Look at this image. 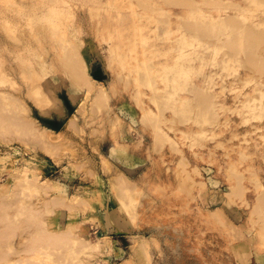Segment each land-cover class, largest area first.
Masks as SVG:
<instances>
[{"label":"rangeland","instance_id":"1","mask_svg":"<svg viewBox=\"0 0 264 264\" xmlns=\"http://www.w3.org/2000/svg\"><path fill=\"white\" fill-rule=\"evenodd\" d=\"M169 1L0 0V264H264V0Z\"/></svg>","mask_w":264,"mask_h":264},{"label":"bare ground","instance_id":"2","mask_svg":"<svg viewBox=\"0 0 264 264\" xmlns=\"http://www.w3.org/2000/svg\"><path fill=\"white\" fill-rule=\"evenodd\" d=\"M167 1H169V0H167ZM170 1H172V0H170ZM170 1H169V2H170ZM173 1H174V0H173ZM173 1H172V4H173ZM176 2H177V1H176ZM177 3H178V2H177ZM229 20H230V19H229ZM230 22H232V20H230ZM232 27H234V26H232ZM247 34H249V33H247ZM235 35H236V34H235ZM235 35L233 36V38H231L230 42H228L230 45H233V44H234V40L236 39V36H235ZM255 35H257V34L255 33ZM258 35H259V33H258ZM247 36H248V35H247ZM131 37H132V36H131ZM131 37H130V36H127V39H131ZM248 37H249V36H248ZM232 39H233V40H232ZM250 39H251V37H250ZM37 42H38V41H37ZM69 46H70V44H69ZM71 47H72V46H71ZM73 47H74V46H73ZM61 48L64 49L62 46H61ZM66 49H68V48H66ZM66 49H64V50H66ZM73 50H75V49H72L71 51L73 52ZM248 50H249V49H248ZM248 50H246L248 53H252V50H251V49H250L249 51H248ZM62 51H63V50H62ZM75 51H76V50H75ZM75 51H74V52H75ZM111 51H112V50H111ZM247 52H246V55H247ZM65 53H66V52H65ZM76 53H78V52H75V54L72 53V54H74V55H73L74 58H78V57H79V56H77V57L75 56ZM63 54H64V53H63ZM63 54H62V55H63ZM67 54H69V51L67 52ZM67 54H64V55L68 56ZM70 54H71V53H70ZM70 54H69V55H70ZM72 54H71V56H72ZM62 55H61V56H62ZM248 55H249V54H248ZM250 55H251V54H250ZM66 56H65V57L62 56V57H64V58L66 59ZM71 56H70V57H71ZM73 57H72V58H73ZM68 58H69V57H68ZM72 58H70V64H69V65L71 66L72 69H74V71L71 69V73H72V71H73V74H74V72H77V73H78L79 71H81V72H79V75H76L77 73L74 74L76 78H77V76H78V78H79V76H81V74L84 73L85 71H82L81 69L78 71L77 68H76V69L73 68L75 63H77V64L80 63V60H79V62H77L78 59H77V60L75 59V61H76V62H75V61H72V60H73ZM65 59H64V60H65ZM64 60H62V61L64 62ZM67 60H68V59H67ZM26 62H27V61H26ZM71 62H73V64H71ZM68 63H69V62L66 61V63H65V62L63 63V65H64V64H65V65H66V64L68 65ZM81 63H82V62H81ZM81 63H80L79 65H81ZM24 64H25V63H24ZM77 64H75V65H77ZM27 65H28V66H26V64H25L26 67L24 68L23 71H25V70H26V71H33V70H34L33 63H32V62L27 63ZM79 65H78V66H79ZM78 66H77V67H78ZM9 67H10V66H9ZM75 67H76V66H75ZM83 67H84V65H83ZM83 67H81V68L84 69ZM65 68H66V67H65ZM68 68H69V66H68ZM78 69H79V67H78ZM69 70H70V68L67 70V71H68L67 73H70ZM10 72H11V68H5V69H4V68L2 67V65L0 64V75H1V77H2V79L0 78V83H2V82H4V81H9V82L11 81V80H10ZM22 73H25V72H22ZM71 73H70V75H71V77L73 78L72 80L75 79L74 82L77 81V79H76L74 76H72L73 74H71ZM80 73H81V74H80ZM84 74H85V73H84ZM82 76H83V74H82ZM82 76H81V77H82ZM71 77L69 76L68 78H71ZM84 79H86V80H84L85 82L83 81V79L79 78V82L82 80L83 83H85L87 86H89V88H92V87H90V86L92 85V82H94V81H92V82L89 81V79H87V77H85ZM72 80H71V83L73 82ZM90 80H91V79H90ZM82 81H81V82H82ZM77 82H78V81H77ZM81 82H80V87H81ZM73 84H74L75 86H76V84L79 85V83H73ZM85 84H82V87H83ZM86 85H85V86H86ZM85 86H84V87H85ZM87 86H86V87H87ZM76 87H78V86H76ZM80 87H79V88H80ZM86 87H85V88H86ZM35 88H38V87H35ZM35 88H32L33 90L30 88L29 90H30V91H31V90L34 91ZM89 88H86V90H87V89L89 90ZM95 88H96V87H95ZM88 90H87V91H88ZM90 90H91V89H90ZM90 90H89V91H90ZM95 90H96V89H95ZM97 90L100 91V88L97 89ZM38 91H39V93H40V92H41V89H40V90L37 89V92H38ZM89 91H88V92H89ZM34 92H36V91H34ZM95 92H96V91H95ZM5 93H6L5 91L0 90V95L3 97V100L8 101V102H9V101H13V100L10 99V98H12V97L8 96L7 94L5 95ZM27 93H28V91H27ZM39 93H34V94H36V95L38 94V96H39ZM101 93H102L101 91H100V93L97 92V94H100V95H96V94H95V96H94L93 98L96 97V98H97V99L95 98L96 101H98V100L101 101V99H102L103 101H105L102 97H104V98L106 99L107 97L104 96L106 93L103 92L102 94H104V95H101ZM28 94L30 95V94H32V92H31V93L29 92ZM34 94H33V97H34ZM38 96H36L35 98H37ZM29 97H30V96H29ZM31 97H32V95H31ZM31 97H30V98H31ZM98 97H99V98H98ZM100 97H101V99H100ZM35 98H31L32 100H34L33 103H35V104H36L37 100H38L39 102H40L41 100H43V99H41L40 96H39V98H38L37 100H36ZM12 99H13V98H12ZM39 99H41V100H39ZM35 100H36V102H35ZM3 103H4V102H3ZM6 103H7V102H6ZM37 103H38V102H37ZM41 103H42V101H41ZM41 103H38V105L36 104L37 107L40 106ZM36 105H35V106H36ZM41 106H42V105H41ZM39 108H40V107H39ZM41 109H42V108H41ZM20 120H21V119H20ZM159 137H160V135H159ZM156 138H157V137H156ZM162 138H163V137H162ZM162 138H161V139H162ZM161 139H160V140H161ZM155 140H156V139H155ZM155 140H153V141H155ZM160 140H157V141L160 142ZM162 140H163V139H162ZM157 141L154 142V144H153L154 146H155V143H156ZM163 141H165V140H163ZM161 143H162V142H161ZM161 143H160V145H159V143L157 144V145L160 146V148H161ZM162 144H163V143H162ZM157 145H156V147H158ZM154 148H155V147H154ZM152 150H153V149H152ZM158 150H159V149H158ZM180 162L182 163V161H180ZM105 164H106V163H105ZM178 164H179V163H178ZM106 165H107V164H106ZM180 166H182V165H180ZM105 167H106V166H105ZM182 168H183V167H182ZM107 169L109 170V168H107ZM192 171H194V169H193ZM24 172H25V171H24ZM192 173H194V172H192ZM119 175H121V174H119ZM118 178H119V176H118ZM22 179H23V178H22ZM112 179H115V178H112ZM112 179H110V180H112ZM124 180H125V179H123L121 182H123ZM43 181H44V182H48V181H50V179H48V178H47V179H43ZM125 181H126V180H125ZM125 181H124V182H125ZM113 182H115V181L113 180ZM119 182H120V180H119ZM119 182H118V184H116V185L113 184V185L117 186V185H119ZM124 182H123V183H124ZM123 183H122V184H123ZM122 184H121V185H122ZM40 185H41V184H40ZM113 185H110V186L113 187ZM121 185H120V186H121ZM126 185H127V184H126ZM131 185H132V184H131ZM34 186H36V185H34ZM34 186H33V187H34ZM42 186H43L45 189L48 188V185H45V186H47V188H46L43 184H42ZM42 186H41V187H42ZM50 186H51V185H50ZM129 186H130V185H129ZM129 186H128V187H129ZM182 186H183V185H182ZM118 187H119V186H118ZM124 187H125V186L123 185L122 188H124ZM130 187H132V186H130ZM36 188H37V186H36ZM36 188H35V189H36ZM49 188H50V187H49ZM120 188H121V187H120ZM125 188L129 190V188H127V187H125ZM37 189H38V188H37ZM45 189H44V190H45ZM111 189H112V188H111ZM113 189H114V188H113ZM118 189H119V188H118ZM42 190H43V189H42ZM44 190H43V191H44ZM49 190H50V189H49ZM123 190H124V189H123ZM45 191H47V190H45ZM116 191L118 192L117 189H116ZM130 191H132V190L130 189ZM130 191H129V192H130ZM261 191H262V190H261ZM233 192H234V191H233ZM115 193H116V192H115ZM235 193H236V192H235ZM262 193H263V195H262L261 197H264V192H262ZM262 193L260 192L259 194H262ZM129 194H130V193H129ZM129 194H127V195H129ZM232 194H233V193H232ZM232 194H230V195H232ZM228 195H229V194H228ZM233 195H235V194H233ZM233 195H232V196H233ZM73 196H74V195H73ZM235 196H236V195H235ZM71 197H72V196H71ZM227 198H229V196H228ZM257 198L260 199V196H258ZM257 198H256V199H257ZM77 199H79V198H77ZM121 199H122V198H121ZM258 199H257V200H258ZM51 200H52V199H51ZM60 200H61V199H60ZM60 200H57V201L59 202V205L61 204V203H60ZM73 200L75 201V198H73ZM257 200H256V203H257V204H254V205H255V206L257 205L258 208L260 209L259 204H261V203H260L261 200H259L260 202H259V201L257 202ZM53 201H54V198H53L52 202H53ZM63 201H64V199H63ZM63 201H61V202L63 203ZM68 201H69V200H68ZM70 201L72 202V200H70ZM77 201L79 202L80 200H77ZM52 202H51V203H52ZM58 202H56V199H55V202H54V203H57V204H58ZM75 202H76V201H75ZM125 202H126V199H125ZM54 203H52V204H53V207H56L57 205H55ZM123 203H124V202H123ZM258 203H259V204H258ZM262 203L264 204V198H263V202H262ZM63 204H64V203H63ZM67 204H68V203H67ZM124 204H125V203H124ZM71 205H72V204H71ZM74 205H75V204H74ZM126 205H127V203H126ZM69 206H70V205H69ZM127 206H129V205H127ZM257 206H256V207L253 206V207H254L253 210H254L255 208H257ZM260 206H261V205H260ZM67 207H68V206H67ZM127 209H128V207H127ZM127 211H128V210H127ZM129 211H130V210H129ZM255 211H256V210L252 211V213H253V212H254V213L257 212V214H258V213H261V212H258V209H257L256 212H255ZM260 211H261V210H260ZM130 212H131V211H130ZM127 215H128V214H127ZM254 215H255V214H254ZM258 215H259V214H258ZM258 215H257V216H258ZM259 216H260V215H259ZM128 217H129V216H128ZM129 218H131V217H129ZM26 220H28V218H26L24 221H26ZM14 224H15V223H14ZM18 224H19V223H18ZM7 226H8V225H7ZM5 227H6V226H5ZM23 227H24V222H21V221H20V225H18V226L16 225V227H15V225H14L13 228H10V227L8 226L7 229H10V230H9V231H8V230H7V231H4V232L7 233V234H6V235L4 234L3 236H7V235H8V236H13V234H15L16 231L21 230ZM25 227H26V226H25ZM25 227H24V229H25ZM27 227H28V225H27ZM105 227H106V226H105ZM106 229H107V228H106ZM41 231H42V230H41ZM4 232H3V233H4ZM43 232H44V231H43ZM39 233H40V235H38V238H37V237H34V239H33V241H32V244H33V245H39L40 247L43 246L42 243H43V244H44V243L47 244V245H44L43 247H46V246H47V247H51V245H56V242H55V240H54L55 238L61 240L63 237L66 236V235L64 236L65 233H62V236H61V233H58V235H55V234L53 235L55 238H54V237L52 238V237H50V235L52 236V234L49 233L48 236H49L50 238L48 239V238H46L47 236L45 237V235H47V234H45V235H44V238H42V237H43V236L41 237L42 232H39ZM101 233H103V232H101ZM10 234H11V235H10ZM59 234H60V236H59ZM66 234H67V233H66ZM68 234H70V233L68 232ZM103 234H104V233H103ZM39 236H40V237H39ZM58 236H59L60 238H58ZM68 236H69V235H68ZM68 236H67V237H68ZM61 237H62V238H61ZM57 239H56V241H57V245H58V246H59V245H62V243L65 244V242H63L62 240H61L62 242H60L61 244H59V240H57ZM83 239H84V238H83ZM83 239H81V241L84 242V243L82 244V246L84 245V249L81 247L82 250H86V249H89V248L92 249V248L94 247V246H93V247L91 248V244H90V243H89V244L87 243V241H88L87 238H86L87 241H86L85 239H84V240H83ZM67 240H68V239H67ZM67 240H65V241L67 242ZM69 240H71L70 243H71L72 246H75L76 242L78 241V240L75 241L76 239H74V237H73L72 239H70V237H69ZM69 240H68L67 243H69ZM72 240H73V241H72ZM81 241H80V242H81ZM143 241H144V240H143ZM53 242H54V243H53ZM85 242H86V243H85ZM146 242H147V241L145 240V243H146ZM96 243H97V242H96ZM64 244H63V245H64ZM86 244L88 245V248L86 247V246H87ZM97 244H98V243H97ZM97 244H96V245H97ZM99 244H100V243H99ZM99 244H98V245H99ZM139 244H140V243H139ZM146 244H147V243H146ZM66 245H67V244H66ZM94 245H95V244H94ZM140 245H141V244H140ZM142 245H143V244H142ZM58 246H57V247H58ZM77 246H78V244H77ZM77 246H76V247H77ZM62 247H63V246H62ZM65 247H66V246H65ZM65 247H63V248H64L63 250H65ZM85 247H86V249H85ZM96 247L98 248V246H96ZM139 247H141V246H139ZM28 248H29V247H28ZM28 248H27V249H28ZM141 248H142V247H141ZM143 248H144V247H143ZM143 248H142V249H143ZM27 249L25 248V249H23V251H25V252H29V251L31 250V249L29 248V250L26 251ZM60 249H61V247H60ZM75 249H76V248H75ZM75 249H73L72 251H74ZM137 249H139V248H137ZM137 249H136V250H137ZM142 249H139L140 252H141V254L144 253ZM134 250H135V249H134ZM136 250H135V253H136ZM141 250H142V251H141ZM75 252H77V251H74V253H75ZM138 252H139V251H138ZM140 252H139V253H140ZM29 253H31L30 255H33V256H34V255L39 256V253H37V252H35V251H31V252H29ZM34 253H35V254H34ZM103 253H104V251H103ZM139 253H138V254H139ZM108 254H110V253H108ZM115 254H116V253H115ZM62 255H63V254H62ZM100 255H101V254H100ZM111 255H112V256H110V257H113V256H114L113 253H111ZM118 255H119V256H117V257H120V256H121L120 252H118ZM60 256H61V255H60ZM107 256H108V255H107ZM61 257H62V256H61ZM71 257H72V256H71ZM59 258H60V257H59ZM67 258H68V257H67Z\"/></svg>","mask_w":264,"mask_h":264},{"label":"crops","instance_id":"3","mask_svg":"<svg viewBox=\"0 0 264 264\" xmlns=\"http://www.w3.org/2000/svg\"><path fill=\"white\" fill-rule=\"evenodd\" d=\"M146 243H149V241H147Z\"/></svg>","mask_w":264,"mask_h":264}]
</instances>
